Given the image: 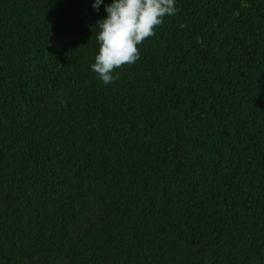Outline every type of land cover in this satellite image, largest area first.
I'll return each instance as SVG.
<instances>
[{
  "label": "trees",
  "instance_id": "16d2710c",
  "mask_svg": "<svg viewBox=\"0 0 264 264\" xmlns=\"http://www.w3.org/2000/svg\"><path fill=\"white\" fill-rule=\"evenodd\" d=\"M92 2L0 0V264H264V0H177L107 85Z\"/></svg>",
  "mask_w": 264,
  "mask_h": 264
},
{
  "label": "clouds",
  "instance_id": "9594fccd",
  "mask_svg": "<svg viewBox=\"0 0 264 264\" xmlns=\"http://www.w3.org/2000/svg\"><path fill=\"white\" fill-rule=\"evenodd\" d=\"M177 0H93L91 7L106 15L96 22L99 29L95 39L98 48L91 70L105 84L117 77L114 70L134 64L140 58L138 45L155 35V28L164 18L177 14Z\"/></svg>",
  "mask_w": 264,
  "mask_h": 264
}]
</instances>
